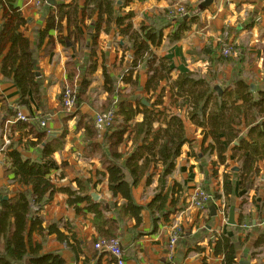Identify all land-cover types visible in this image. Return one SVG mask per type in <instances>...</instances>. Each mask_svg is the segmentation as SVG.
<instances>
[{"label":"crops","instance_id":"obj_1","mask_svg":"<svg viewBox=\"0 0 264 264\" xmlns=\"http://www.w3.org/2000/svg\"><path fill=\"white\" fill-rule=\"evenodd\" d=\"M200 1L114 0V12L132 11L131 24L137 29L142 22L150 23L155 20L157 13L163 9L174 8L178 3L196 7ZM78 4L83 7L84 0H79ZM16 5L26 21L22 30L30 41L38 87L37 92L28 88L23 97L26 102L21 103L16 86L1 71V60L5 51L0 54V190L3 191L0 195L9 197L24 187L13 182L12 175L7 171L11 159L8 151L15 149L22 158L50 165L48 176L57 186L75 189L77 180L90 179L87 194H98V199L91 201L110 210L105 212L106 216L118 219L116 237L121 241L124 264H201L202 261L205 264H221L222 255H215L210 245V240L219 234L231 237L238 262L264 264V251L255 258L251 256L254 240L264 227V194L262 197L260 195V191L264 190V160L258 161V172L248 180L254 185L242 186L239 164L233 174L225 167L228 159L234 158L231 145L227 146L226 161L223 164L217 162L215 151L211 155L203 156L200 127L190 120L187 103L180 97L172 96L169 90V83L178 73L192 71L220 88L241 79L252 90L264 91V0H212L199 13L197 22L192 23L175 42L166 38L168 28L165 29L164 39L152 52L157 57L167 58L172 67L171 78L163 80L160 88L149 93L143 90L147 79L144 64L136 69V87L122 81L130 63V44L126 38L118 35V28L113 21L109 31L101 30L97 37L92 27L97 18L95 13L78 21L77 26L74 23L67 25L62 20L58 29L52 28L45 32L46 17L52 11V6L37 4L36 0H17ZM104 26L102 24L101 27ZM223 41L233 47L232 53L227 56L230 61L226 62L217 59ZM103 69L112 79L120 96L132 101L145 100L149 105L161 88L164 89L162 106L167 108V113L172 112L182 118L185 136L190 141L182 146L174 169L167 177V185L176 183L180 187L179 197L174 204L178 210L169 216L167 222H159L154 232L150 231L151 219L146 209L141 212L142 224L136 231L132 230L134 221L120 216L115 210L114 202L120 204L121 198L111 196L106 177L96 176V171L102 170L99 147L107 151L105 131L95 129V137L90 139L86 137L84 127L77 125L79 114L93 119L94 114L107 106V103L110 105L117 102V97L114 101L110 100V95L103 89ZM70 72L74 75L72 87L76 93H81L83 100L78 108L69 110L60 105L58 97L62 89L68 87L67 78ZM83 79L88 80L85 88H82ZM8 110L15 114L11 115ZM18 112L31 115L38 122L44 121L45 126L30 124V132L14 129L16 126L11 128L17 121ZM141 120L142 114H137L131 124ZM154 126L157 127V124ZM34 130L46 131L41 143H36V138L31 137ZM244 133L245 128L242 126V135ZM45 142L53 149L49 155L43 153ZM210 142L212 140L208 137L204 145ZM94 145L98 148L95 149ZM130 149L131 139L126 137L117 148L122 155V161ZM211 162H217L214 167L217 170L216 176L212 175ZM227 172L230 173L227 182L233 188L230 199L231 205L235 207V225L226 223L228 211L226 214L223 196L210 200L201 207L194 205L193 201L198 190L211 194L222 193L223 175ZM156 186L157 174L152 176L149 183L143 178L132 188L134 201L145 206ZM245 195L250 200L247 207L242 204L246 199L243 198ZM253 195L260 197V202L258 198H254L253 204ZM84 206L85 203L80 204L81 212L76 213L67 204L66 195L58 192L41 205L39 216L44 226L60 221V229L67 232L63 228V223H66L81 243V253L76 259L73 252L64 243L57 241L53 234L43 238L33 235V239L41 242L42 252L56 251L66 264H82L84 257H91V252L95 251L91 240L97 233L93 214L84 210ZM210 207L214 208V216L210 214ZM240 214L243 215V222L239 225L237 219ZM171 236L175 237L174 244L170 243ZM102 263L116 264L105 260Z\"/></svg>","mask_w":264,"mask_h":264},{"label":"trees","instance_id":"obj_2","mask_svg":"<svg viewBox=\"0 0 264 264\" xmlns=\"http://www.w3.org/2000/svg\"><path fill=\"white\" fill-rule=\"evenodd\" d=\"M16 1L0 0V54L5 51L1 60V71L14 83L19 91L20 102L24 103L26 101L23 97L27 89L37 92L38 84L35 81L30 41L22 30L26 21ZM78 1L57 0L46 17L45 32L52 28L58 29L62 20H65L67 25L74 23L77 26L78 21L95 13L97 18L92 27L97 37L101 30L108 32L113 21L118 28V35L126 38L130 44L128 48L131 51L130 63L122 81L136 87V69L144 64L147 79L143 90L147 93L155 92L163 80L171 78L172 67L167 58L157 57L152 52V49L158 47L164 39V30L168 28L166 38L170 42H175L192 23L197 22L199 13L203 11L198 9V5L192 7L187 3H178L174 8L159 11L156 19L150 23L142 22L134 29L131 24L133 12H114V0H84L83 7L79 6ZM102 24L105 25L104 28L101 27ZM61 42L65 44L64 41ZM217 59L222 62L230 61L229 57L221 54ZM73 77V73H68V85L72 86ZM87 83L88 80L83 79L82 88H85ZM103 89L110 95V100L114 101L115 97L118 99L116 103L112 102L110 105L107 103V106L100 110L102 112L112 109L114 117L112 124L105 130L107 151L100 147L98 150L102 170L96 171V176L106 177L111 196L121 198L120 204L114 202L115 210L120 216L134 221L132 230L136 231L140 227L141 212L146 209L151 219L150 231L154 232L159 222H167L169 216L178 210L174 204L179 197L180 187L176 183L167 185V177L174 169L182 146L190 143L185 136L183 120L177 114L167 113V108L162 106L164 92L162 88L149 105L143 104L140 99L132 101L120 96L112 79L103 69ZM220 89L221 92L218 93L215 85L192 71L178 73L169 83L172 96L180 97L187 103L190 120L201 129L202 155H211L215 151L217 162L224 163L227 146L231 145L232 154L239 164L240 180L244 182L258 172V161L264 160V91L252 90L251 86L241 79L234 80ZM64 91L62 89L58 97L60 105ZM74 96L76 109L83 99L79 92H74ZM8 111L11 115L15 114ZM137 114H142V120L132 125L131 122ZM30 124L40 125L36 119L33 120V117L28 115V120L17 119L11 128L16 126L14 129L30 132L31 128L28 127ZM154 124H157V127ZM77 125L84 127L87 138L95 137L93 119L89 116L79 114ZM242 126L245 128L243 135ZM44 136L46 131L34 130L31 137L36 138V143H41ZM126 137L131 139V149L122 161V155L117 148ZM208 137L212 142L205 146ZM52 152L53 149L45 142L43 153L49 155ZM8 155L11 159L7 171L12 175L11 180L24 187L7 198L0 195V264H66L60 253L42 252L41 242L33 239V235L43 238L45 235L53 234L55 239L64 243L78 259L81 243L71 228L63 223V228L67 232L62 231L60 221L44 226L39 216L41 205L56 192L66 195L67 204L72 206L76 213L81 212L80 204L85 203L84 210L93 214L97 236L92 238L91 244L95 251L91 252V257H84L82 264H103L102 260L114 263L115 258L98 251L95 244L99 240L116 237L119 222L116 217L106 216L105 212L110 210L91 201L87 194L90 179L77 180L75 189L57 186L48 176L50 165L22 158L15 149L9 150ZM217 162L212 163L216 166ZM216 173L217 170H214L212 175L216 176ZM154 174H157L155 191L148 203L141 206L134 201L132 188L143 178L149 183ZM229 176V172L223 175L222 193L212 195V200L223 196L227 211L233 190L232 184L227 182ZM237 220V224L240 225L243 222V215L240 214ZM210 245L215 255H222L221 264H240L236 260L235 244L228 235H216L210 240ZM253 246L251 256L255 258L264 251V227L254 240ZM201 264L205 262L202 261Z\"/></svg>","mask_w":264,"mask_h":264},{"label":"built area","instance_id":"obj_3","mask_svg":"<svg viewBox=\"0 0 264 264\" xmlns=\"http://www.w3.org/2000/svg\"><path fill=\"white\" fill-rule=\"evenodd\" d=\"M37 4H47V0H36ZM180 10V9H179ZM233 51V47L227 41H223L221 45L220 54L223 56H229ZM73 104V97L71 96V90L66 88L64 94L62 95V105L70 109ZM17 119L26 121L28 120V115L18 112L16 114ZM114 112L112 109H106L102 112H97L93 116V125L98 131H105L113 121ZM40 125L45 126L44 121L39 122ZM212 200V194L210 192H205L203 190H198L194 197V205L201 207L205 205L208 201ZM262 224H264V215L262 216ZM175 237H170V243L174 244ZM95 248L104 253H108L115 258L116 264H124L123 261V251L121 247V241L118 237H114L108 240H99L95 244Z\"/></svg>","mask_w":264,"mask_h":264},{"label":"water","instance_id":"obj_4","mask_svg":"<svg viewBox=\"0 0 264 264\" xmlns=\"http://www.w3.org/2000/svg\"><path fill=\"white\" fill-rule=\"evenodd\" d=\"M212 0H201L199 3H198V9L199 10H204L205 8H207L210 4H211ZM47 4L49 6H54L56 4V0H47ZM67 45H69L70 43H66ZM216 90L218 91V93L221 92V89L218 85L215 86ZM143 104H146L148 105V103L143 100L142 101ZM234 170H237V167H235ZM3 191L0 190V193H2ZM89 196L91 197L92 201H95L98 199V194L95 193V192H90L89 193ZM2 198H7L6 196H3ZM234 210H235V207L234 205H230L229 206V209H228V214H227V221L226 223L228 225H235L236 224V221H235V216H234ZM210 214L211 216H214L215 215V211H214V208L213 207H210ZM240 264H247L246 262L244 261H240L239 262Z\"/></svg>","mask_w":264,"mask_h":264},{"label":"rangeland","instance_id":"obj_5","mask_svg":"<svg viewBox=\"0 0 264 264\" xmlns=\"http://www.w3.org/2000/svg\"><path fill=\"white\" fill-rule=\"evenodd\" d=\"M68 87H65V88H63L64 90L66 89V88H68V89H70L71 90V96L73 97V104H72V107L70 108V109H72V108H74V105H75V101H74V99H75V96H74V92H75V90L73 89V87L71 86V85H67ZM61 106H63V105H61ZM107 108V107H106ZM69 109V110H70ZM98 112H100V111H98ZM39 119V118H38ZM37 120V119H36ZM206 157V156H205ZM206 158H208V157H206ZM211 165H212V167H213V170L212 171H214L215 170V166L213 165V163L211 162L210 163ZM223 164V163H222ZM230 164H231V166H230ZM237 165H238V163L235 161V157L234 158H229L228 159V161H227V164H226V169H227V171H229V169H230V171L232 172V174H233V170H234V168L233 167H237ZM221 165H219V167H220ZM224 167V166H223ZM235 171V170H234ZM231 174V175H232ZM233 177V176H232ZM252 182L251 183H249V181L248 180H246L245 182H243V184H241L242 186H245V187H247V186H249V185H251V187H252ZM254 185V184H253ZM262 194H264V190H261L260 191V195H261V197H262ZM213 195V194H212ZM242 195H244V194H242ZM246 197H243V198H246L245 199V201H242V204H244V207H247V205L248 204H250V200H249V196L248 195H245ZM240 196H238V198H239ZM243 198H240L241 200H243ZM254 198H255V200L258 198V200H259V202H260V197H258V196H254L253 195V199H251V201H252V203L254 204ZM264 199V198H263ZM231 199L229 200V204H227V206L229 207L230 205H231ZM224 210H225V212H226V214H227V210H226V205L224 204Z\"/></svg>","mask_w":264,"mask_h":264}]
</instances>
